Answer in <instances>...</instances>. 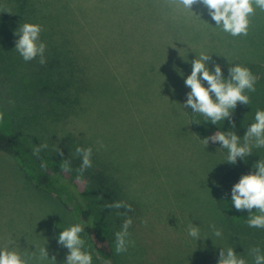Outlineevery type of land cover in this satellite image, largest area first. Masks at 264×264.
I'll use <instances>...</instances> for the list:
<instances>
[{"label": "rangeland", "instance_id": "374dc122", "mask_svg": "<svg viewBox=\"0 0 264 264\" xmlns=\"http://www.w3.org/2000/svg\"><path fill=\"white\" fill-rule=\"evenodd\" d=\"M42 1L64 30L49 34L53 41L45 38L55 43L49 56L56 61L77 56L81 79L83 60L86 89L77 90L73 111L57 118L60 110H50L53 96L41 83L45 66L38 57L24 62L16 67L14 79L0 75V111L5 114L0 129L9 132L12 126L3 108L20 107L24 101L47 129L54 162L75 163L76 147L93 149L95 169L74 181L83 193L95 186L88 203L109 240L114 264H217L216 255L228 248V241L213 190L231 164L219 143L209 142L205 148L191 132L182 105L184 80L201 53L212 56L208 68L234 59L264 66V11L255 9L247 36L233 37L215 27L201 4L192 13L169 0ZM15 42L6 44L10 49L4 53L12 52L20 61ZM105 166L115 188L88 182L91 173ZM109 190L119 193L114 200L105 195ZM121 201L132 207L127 216L118 214L123 208L105 207ZM128 217L133 223L127 239L134 246L117 254L115 233ZM190 223L199 227L200 240L188 235ZM74 224L63 202L35 188L26 172L0 157V246L11 241V247L27 255H38L45 246L49 257L56 258L45 264H64L68 249L57 239ZM212 224L221 237L213 235ZM85 242L93 264H98Z\"/></svg>", "mask_w": 264, "mask_h": 264}, {"label": "trees", "instance_id": "16d2710c", "mask_svg": "<svg viewBox=\"0 0 264 264\" xmlns=\"http://www.w3.org/2000/svg\"><path fill=\"white\" fill-rule=\"evenodd\" d=\"M57 17L55 13L48 10V6L42 0H0V75L4 73L6 76L9 75L10 79H14L16 67L21 66L25 62L21 56L20 61H17L18 56L12 52L7 53V55L4 53L5 49H10L5 47V45L15 38L16 40L18 39L14 32L19 28L20 24L27 22L41 25L43 31L40 34V41L46 44L44 72L47 73L46 81L43 80L41 83L46 86L53 96L50 110L57 107L60 113L56 117L63 118L62 116L68 115V113L73 111L74 106L76 107L78 103L77 90L80 89L83 93L86 89L84 83V67L86 65L83 64L82 60L81 79L79 78L80 64L77 56H71L69 61H56L57 59H51L49 56L48 51L51 50V45L55 43L52 44L53 39L49 38L48 35L51 33L64 34V30L57 27ZM45 38L52 39V41H46ZM15 52L18 53L17 51ZM237 64L249 68L258 77V81L255 85V92H245L250 97V105H243L238 102L232 114L231 121L234 122L235 128L232 127V122L228 119L214 125L210 121H206V117L192 113L193 110L190 107H183L190 130L200 141L219 130L224 132L234 131L241 138V143H243L242 138L246 133L247 127L255 122L256 111L258 109L264 110V66L257 62L234 59L229 64L221 66L224 78H228V69ZM213 69L214 67H209V70ZM203 83L207 87V83ZM189 91L190 89L185 86L182 93V105L185 104L186 94ZM25 107L26 105L22 101L20 107L15 106L13 109L3 108L7 110V115L12 120V126L9 132L0 129V157L9 162L11 161L26 172L32 178L35 188L54 196L65 204L74 217L76 224H81L84 227V232L81 234L90 245L98 264H103L104 260H110L111 264H114L109 240L96 223L95 213L91 204L89 205L88 203V198L91 199L95 195V186L90 187L87 193H83L74 181L77 175L75 170L80 166L79 160L81 158L78 157L79 159L75 160V163H71L73 171L71 172V177H69L61 171L60 163L62 160L54 162L53 160L56 156L51 149L47 148L42 150L41 158L47 162L48 168L46 171L42 170L40 168V159H37L32 154V151L34 147L42 143H50L51 139L44 135L47 133V129L40 125L37 120L36 109H34L33 114L29 113L32 108ZM24 108L25 112L23 111ZM220 149L228 156L227 149H223L221 146ZM252 151L253 153L245 160L238 158L236 164H231L216 180L213 190L214 203L220 214L222 226L226 231L223 230L224 238L228 241V247L232 246L238 255L244 256L248 264H254L253 257L249 255L250 249L259 247L261 253L264 254V229L248 226L247 219L250 213L247 210L238 211L235 209L231 203V189L242 175L255 171L253 165L258 160L264 159V148H253ZM94 169L93 166L87 169L86 174L88 170L92 171ZM108 173L106 166L102 167V170L98 169L91 173L90 177L92 176V179L87 178L90 180L88 182L92 185H106L110 189L115 188V186H118L116 180L114 176ZM118 194L117 191L113 190L110 192L109 190L105 195L114 200ZM252 212L254 213L255 209ZM216 256L219 259V254Z\"/></svg>", "mask_w": 264, "mask_h": 264}, {"label": "clouds", "instance_id": "9594fccd", "mask_svg": "<svg viewBox=\"0 0 264 264\" xmlns=\"http://www.w3.org/2000/svg\"><path fill=\"white\" fill-rule=\"evenodd\" d=\"M172 5L182 7L193 13L194 5L201 4L208 15L215 22V27L233 37L247 36L250 26V17L255 15V9L264 11V0H169ZM255 6V7H254ZM43 28L39 24L23 23L14 32L18 37L15 42V50L25 62L32 61L39 57V63L44 65L46 44L40 41V34ZM212 60L211 54L201 53L191 61L192 70L185 80V86L190 89L186 94L187 99L184 108L190 107L194 114L206 117V121L217 125L219 122L228 119L230 122L232 114L238 102L243 105H250V97L245 92H255L258 77L252 71L239 64L228 69V78H224L221 66L214 65L213 70L207 67ZM182 75V73H181ZM207 83V87L204 83ZM12 103V101H10ZM4 113L0 111V122L4 120ZM232 127L235 128L234 122ZM243 143L241 138L234 131H216L209 137L203 139L205 148L209 142L219 143L221 148L228 150L225 160L230 164H236L238 158L245 160L253 153V148H264V110H257L255 122L251 123L244 135ZM103 147V145H101ZM48 144H40L33 148L32 154L40 159V168L47 170L48 165L41 158L42 150H46ZM56 153L63 157V152L57 147ZM91 147H76L75 155L81 158L80 166L75 170L77 181H80L84 172L92 167ZM63 173H71V161L63 159L60 163ZM253 168L255 171L242 175L231 189V203L238 211L247 210L250 215L247 224L252 228L264 229V159L258 160ZM109 209H125L124 213L132 211L131 205L124 202L110 203L105 206ZM255 209L253 213L252 210ZM131 217L125 219L122 230L115 233L117 254L127 252L128 247L134 246V241L128 240L130 235L128 229L132 225ZM147 223V221H143ZM213 235L222 236V231L215 224L210 225ZM188 235L196 240H200V229L193 223L188 225ZM84 227L81 224H74L63 229L57 239L59 245L68 249V254L64 264H93L92 255L85 250V240L81 238ZM12 242L7 241L0 246V264H45L46 261H55V256L49 257L45 246L39 249L38 255L34 251L31 255L22 254L11 247ZM249 255L253 257L254 264H264V254L259 247L249 250ZM103 264H111L110 260H104ZM217 264H248L244 256L238 255L232 246L227 249L220 248Z\"/></svg>", "mask_w": 264, "mask_h": 264}]
</instances>
